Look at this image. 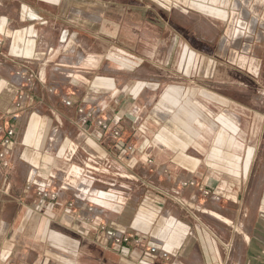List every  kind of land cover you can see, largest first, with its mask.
<instances>
[{"label":"crops","instance_id":"0c3cea01","mask_svg":"<svg viewBox=\"0 0 264 264\" xmlns=\"http://www.w3.org/2000/svg\"><path fill=\"white\" fill-rule=\"evenodd\" d=\"M237 6L255 20L247 55L223 39ZM65 16L72 54L57 47ZM102 33L105 52L91 41ZM86 102L121 120L122 142L82 124ZM10 124L0 264H264V0H0V125ZM183 178L221 200L192 199ZM103 224L131 240L112 246Z\"/></svg>","mask_w":264,"mask_h":264},{"label":"built area","instance_id":"2783aa9c","mask_svg":"<svg viewBox=\"0 0 264 264\" xmlns=\"http://www.w3.org/2000/svg\"><path fill=\"white\" fill-rule=\"evenodd\" d=\"M255 20L254 18L247 16L245 10L241 6H237L232 12L231 18V30L224 40L225 43L235 44L237 40L243 39V52L247 55L251 49L252 43L255 40ZM259 40V38H257ZM53 48H49V52H52ZM240 61V56L238 57ZM18 75L23 76L26 79V82L31 83L32 77L26 76L23 72H17ZM36 78L40 82H46L45 74L43 75V69L39 70L36 74ZM50 92H53L54 89L50 88ZM28 100V95L23 90H20L16 93V96L13 100V107L15 112L12 114L11 118L14 120H18L19 118V109L22 108ZM63 103L67 106H72L73 102L69 98H64ZM78 113L81 117V122L83 125H88L93 123L99 130L102 135H104L107 139L114 141L115 143L122 142L124 140V133L121 126V120L118 118H110L108 116H104L99 114L95 105L91 102H86L81 104L78 107ZM16 135V129L13 125L5 126L0 125V145L5 148L0 152V158H5L7 152L6 149L12 145L14 142V138ZM127 150L133 151L134 146L132 144L127 145ZM148 163H153V158L150 157L148 159ZM8 161H4L3 165L7 166ZM110 164V162L108 163ZM90 168L89 165H87ZM110 167V165H109ZM79 174L80 171H77ZM179 185L185 188H191L194 190V194L192 195V199L202 198L207 201L219 202L221 200V196L212 192L210 188L200 184L196 178H187L180 179ZM27 188H31L30 182L27 184ZM79 194L86 195L88 193V189L78 188ZM38 194L44 197L56 198L57 193L49 190L47 186L40 185L38 188ZM180 195V194H179ZM79 198V195H77ZM176 200L181 204H185L186 201L182 197H177ZM100 231L103 233L106 240L112 246H122L125 243L131 240V235L128 232L123 230L114 228L109 224L101 225ZM225 246L229 252H232L234 249V241L229 240L225 242ZM152 253H159L163 257H168L169 253L167 250L159 248L157 246H153L150 248Z\"/></svg>","mask_w":264,"mask_h":264},{"label":"rangeland","instance_id":"374dc122","mask_svg":"<svg viewBox=\"0 0 264 264\" xmlns=\"http://www.w3.org/2000/svg\"><path fill=\"white\" fill-rule=\"evenodd\" d=\"M192 6V8L194 9V10H198L197 9V7L194 5V4H192L191 5ZM231 14V13H230ZM231 18H232V14H231V16H229V21H228V28H227V31H226V33H225V35H224V40H226V37H227V35L229 34V32H230V30H231ZM78 21V20H77ZM69 23H68V17L67 16H65V17H60V21H59V23H58V32H59V37H58V44H57V47H60V46H65V50H67V54H72L69 50L70 49H68V47L66 46L67 44H68V42H69V39H70V34H69V32H68V25ZM100 36H101V38H91L92 40V43H94L93 44V46L96 48V49H99V50H103V52H105V49L103 48V33L102 34H100ZM78 37H79V40H83V41H85V40H87V39H89L87 36H85V35H82L81 34V36L80 35H78ZM237 43L238 42H240V43H243V39L241 38V39H239V40H237L236 41ZM64 47H62L61 49H60V54H62V52H63V49ZM236 51V54L237 53H239V51L240 50H235ZM65 54H66V52H65ZM86 64V63H85ZM114 82V81H113ZM108 83L107 82H103V87H106V85H107ZM110 84V83H109ZM64 85H67L66 83L64 84ZM127 100H129L130 98H129V96H127V98H126Z\"/></svg>","mask_w":264,"mask_h":264}]
</instances>
